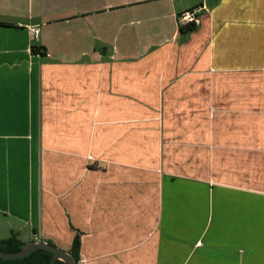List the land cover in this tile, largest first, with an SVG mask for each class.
<instances>
[{"label":"crops","instance_id":"1","mask_svg":"<svg viewBox=\"0 0 264 264\" xmlns=\"http://www.w3.org/2000/svg\"><path fill=\"white\" fill-rule=\"evenodd\" d=\"M12 234L79 235V264H264V0H0Z\"/></svg>","mask_w":264,"mask_h":264},{"label":"trees","instance_id":"2","mask_svg":"<svg viewBox=\"0 0 264 264\" xmlns=\"http://www.w3.org/2000/svg\"><path fill=\"white\" fill-rule=\"evenodd\" d=\"M197 24L190 23L180 27L182 35L186 36L196 30ZM35 52L41 53L40 49L34 47ZM52 244L51 242H49ZM24 243L12 234L9 238L0 240V251L7 253H17L22 249ZM53 245V244H52ZM79 263L80 260V236L77 235L73 241L72 248L69 251ZM53 255L44 250H37L23 259L17 260H2L0 258V264H51ZM54 264H65L60 260H56Z\"/></svg>","mask_w":264,"mask_h":264},{"label":"water","instance_id":"3","mask_svg":"<svg viewBox=\"0 0 264 264\" xmlns=\"http://www.w3.org/2000/svg\"><path fill=\"white\" fill-rule=\"evenodd\" d=\"M37 250H44L53 255L51 264H54L56 260H60L65 264H79L73 255L55 245L46 241H35L31 243H24L22 249L17 253H7L0 251V258L2 260H17L23 259Z\"/></svg>","mask_w":264,"mask_h":264},{"label":"built area","instance_id":"4","mask_svg":"<svg viewBox=\"0 0 264 264\" xmlns=\"http://www.w3.org/2000/svg\"><path fill=\"white\" fill-rule=\"evenodd\" d=\"M199 20H200L199 12L197 10L185 11L179 16V24L181 26H184L190 23L198 24ZM39 33H40L39 28H33V34L35 35V37H38Z\"/></svg>","mask_w":264,"mask_h":264},{"label":"rangeland","instance_id":"5","mask_svg":"<svg viewBox=\"0 0 264 264\" xmlns=\"http://www.w3.org/2000/svg\"><path fill=\"white\" fill-rule=\"evenodd\" d=\"M60 248V247H59ZM62 249V248H61ZM63 250H65V249H63ZM66 251V250H65Z\"/></svg>","mask_w":264,"mask_h":264}]
</instances>
